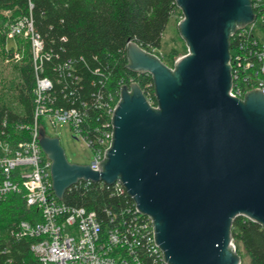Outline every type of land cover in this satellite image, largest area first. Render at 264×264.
Returning a JSON list of instances; mask_svg holds the SVG:
<instances>
[{
	"label": "water",
	"instance_id": "water-1",
	"mask_svg": "<svg viewBox=\"0 0 264 264\" xmlns=\"http://www.w3.org/2000/svg\"><path fill=\"white\" fill-rule=\"evenodd\" d=\"M188 52L173 66L135 41L134 72L153 76L157 105L138 82L124 84L113 139L94 169L68 160L61 140L40 127L56 197L81 180L121 182L138 213L153 220L169 264H242L232 224L264 226V92L231 94V38L254 22L252 0H176ZM81 264V263H80Z\"/></svg>",
	"mask_w": 264,
	"mask_h": 264
},
{
	"label": "trees",
	"instance_id": "trees-1",
	"mask_svg": "<svg viewBox=\"0 0 264 264\" xmlns=\"http://www.w3.org/2000/svg\"><path fill=\"white\" fill-rule=\"evenodd\" d=\"M177 12L180 21L176 0H0V50L12 59L15 51L21 53L20 59H13V77L0 79V138L26 137L16 126L34 121L37 75L52 81L54 107L83 112L82 125L91 138L95 127H105L109 95H117L122 85L138 82L157 105L153 76L127 66V45L132 40L155 53ZM22 21H31L42 40L37 58L31 44L21 45L17 35L8 45L10 26ZM238 39L233 36L231 46ZM160 57L171 65L180 56L172 49ZM62 202L94 211L105 225L136 214L135 200L117 184L81 180L67 189ZM36 219H41L38 208L27 206L20 194L11 193L0 202V264L38 263L30 248L37 238L14 233L18 221ZM231 230L238 253L243 251L250 264H264V226L238 216Z\"/></svg>",
	"mask_w": 264,
	"mask_h": 264
},
{
	"label": "built area",
	"instance_id": "built-area-1",
	"mask_svg": "<svg viewBox=\"0 0 264 264\" xmlns=\"http://www.w3.org/2000/svg\"><path fill=\"white\" fill-rule=\"evenodd\" d=\"M252 3L259 10L257 18L234 34L239 39L230 49L231 94L241 99L255 88L264 92V0H252ZM18 24L29 27L37 58L43 44L32 22ZM15 30L19 32L20 27ZM20 57L21 53L15 51L13 59ZM51 88L49 78L37 75L34 121L16 126L19 129L16 132H26V137L0 138V202L11 193L20 194L27 206H36L41 213V219L33 222L18 221L14 228L16 236L37 238L30 245L37 264H169L155 241L153 220L137 209L133 218L122 216L105 225L94 211L71 207L59 200L52 185V161L39 142L43 117H48L54 125L58 121L68 122L88 143L94 153L89 165L98 169L112 144V117L121 90L117 95L110 93L105 107L106 125L103 129L95 127V137L91 138L82 125L83 112L79 108L54 107ZM115 184L118 190H125L121 182Z\"/></svg>",
	"mask_w": 264,
	"mask_h": 264
},
{
	"label": "rangeland",
	"instance_id": "rangeland-1",
	"mask_svg": "<svg viewBox=\"0 0 264 264\" xmlns=\"http://www.w3.org/2000/svg\"><path fill=\"white\" fill-rule=\"evenodd\" d=\"M179 12L175 13L169 21L166 30L163 33L162 46L155 51L158 56L167 57L172 49H176L179 56L188 52V47L185 40L178 32ZM17 26L20 31H16ZM15 33L12 34V31ZM17 35V40L21 45H32V36L29 27H23L20 24L10 26L8 34V45L14 43V38ZM170 66H173L171 64ZM13 59L9 57L7 52L0 50V79L1 77L11 78L14 75ZM42 123L46 128L48 135L57 136L65 149L68 160L73 163L89 164L94 159V153L89 147L88 143L81 136L75 132L72 126L65 121H58L56 125L48 117L42 118ZM242 264H250L249 258L241 251Z\"/></svg>",
	"mask_w": 264,
	"mask_h": 264
}]
</instances>
